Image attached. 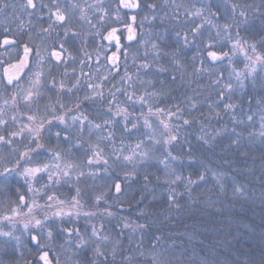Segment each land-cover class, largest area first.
I'll return each mask as SVG.
<instances>
[{"label":"trees","instance_id":"16d2710c","mask_svg":"<svg viewBox=\"0 0 264 264\" xmlns=\"http://www.w3.org/2000/svg\"><path fill=\"white\" fill-rule=\"evenodd\" d=\"M53 1L60 3L38 0L40 25ZM136 1L137 10L129 13L143 4ZM169 1L146 2L160 6L159 16L169 29V45L159 46L154 54L158 59L145 63L142 53L124 61L125 46L135 49L147 37L134 26V40L122 43L120 62L111 69L113 76L120 72L119 77H112L85 107L84 135L69 137L66 151H47L74 161L78 167L69 172L70 179L82 190L76 217L61 215L51 228L60 233L65 220L76 218L86 225L78 227V234L118 236L120 250L114 253L119 260L113 258L114 264H264V0H183L184 5L174 0L166 10ZM3 22L0 13V26ZM4 37L0 33V45ZM208 50L214 52L207 55ZM120 80L131 86L119 98L113 92L121 89ZM141 81L146 82L143 96H149L150 109L163 114L148 118L147 129L116 113L124 108L135 114L133 85ZM107 118L116 125L113 133L128 118L142 134L132 136L136 132L131 129L125 140L112 135L111 143L83 146L88 132L91 136ZM144 134L158 137L160 143L150 147L148 161L141 165L135 157L145 143ZM94 145L112 159L110 175L116 166L124 174L119 181L127 194L123 202H114L115 194L107 202H92L96 192L86 194L88 187L97 192L102 187L99 176L82 177V157L91 158L87 148ZM45 154L39 160L50 153ZM76 171L79 174H73ZM59 180L63 194L68 179ZM69 184L68 194L75 188ZM80 264H86L85 259Z\"/></svg>","mask_w":264,"mask_h":264},{"label":"rangeland","instance_id":"374dc122","mask_svg":"<svg viewBox=\"0 0 264 264\" xmlns=\"http://www.w3.org/2000/svg\"><path fill=\"white\" fill-rule=\"evenodd\" d=\"M42 1L50 2L52 0ZM87 1L89 0H67V3L66 0H60V3L53 1L50 3L51 6L48 8V11L52 13L55 12L58 16L57 20L61 13L66 15L62 24L66 30L63 43L68 48L66 57L68 56L67 61L72 73L79 68L78 64H81L84 58L80 53V49L93 51L95 47H97L99 51V57L101 55V60H99L100 62L95 68L101 67L102 71L100 75L87 77L85 82L79 83L74 77H71L66 81L62 80V83L60 82L58 86L54 81L48 85L50 89L55 92L74 91L85 93V95L81 96L82 101L84 103H91V98L96 96L98 91L102 92L101 88H103L106 83H109L112 77L115 78L120 74V72H118L113 76L115 71H112L107 66L110 58L115 57L117 61L120 62V58L122 57V54L120 57L119 51L113 54L107 52L110 45L105 43L104 38L108 32H112L119 27L117 30L118 34L120 38L123 39V44H125L128 33H132L133 28L140 27L145 34L144 36L147 37L141 39L139 45L135 49H133L132 46H125L126 49L124 51L123 46V51L125 52L123 58L125 59L124 61H128V58L131 56L136 57L139 55L142 57L143 53V58L141 59L146 63L150 60L156 61L158 59V56L154 57V54L160 51V45H169V38L165 37L169 29L167 23L163 21L162 16H159V13L162 12V10L159 9L160 6H155V4L148 5L146 3L147 0H143V4L135 13H129L126 10L127 7L122 9L120 0ZM82 2H87L88 7L86 8ZM184 2L185 1L180 0L178 3L184 5ZM70 3L71 5L68 6ZM74 3L79 4L77 9H71V7L75 5ZM174 3V0L167 2L166 10H169L168 5L172 6ZM81 5H83V7H81ZM92 19H94L95 22H92ZM133 40L134 39H132V41ZM80 45L83 46V48H80ZM210 48H213V46H210ZM211 52L214 51L208 50L207 55ZM69 59L71 61H69ZM39 77L41 78L42 76ZM120 81V84L117 85H119L121 89L116 92L114 90L113 92L119 98L124 95V93L130 92L129 87L131 86L129 82ZM133 87L134 91H137V99L134 103L135 107L132 108L135 114L131 115V112H127L124 108H118L116 113H119L121 118L126 115V117L128 116L132 118V120H135V122H137L136 127L140 128L139 125H142L147 129L148 118H151L153 114L158 117H161L163 114L160 111L151 110L149 96H143L145 94L146 82L141 81L140 84H134ZM86 92H90V95L88 96ZM121 92L123 93L120 94ZM45 95L48 94L46 93ZM99 95L100 93L97 94V96ZM92 99L94 100L95 98ZM125 100L127 102V99ZM72 101L73 100H70L66 104L73 103ZM123 102L124 100L120 101V106L124 105ZM2 108L3 104L1 100L0 264H45L42 260L43 256H47V261H49L50 264H80L84 259L86 264H103L106 262L114 264L112 260L117 259V255L114 252L120 250L117 248L119 240L116 237L118 236L106 235L105 232H99V234L98 231L92 235L89 233L78 234V231L76 232L78 227H84L86 225L79 223L76 218L65 220L64 226L60 228V233L51 228L54 226V223H56V220H61V215L64 217L77 215V213H74L80 209L78 200H80L79 196H81L82 190L77 181L75 182V180L72 181V179H70L72 177L69 172L78 167L75 165L74 161L66 160L65 155V158H63L47 151L57 148L66 151L70 145L68 141L69 137H73V135L77 137H80L81 134L84 135L83 130L86 115L84 116L83 114H85V110L73 111L74 113H71L72 111H68L64 105L62 111L59 113L48 112L44 115L45 112L42 109H37L35 112L38 114L37 121L35 122L37 125H34L32 124L33 117H24L21 116L20 113L13 112L5 115ZM80 116H82L83 120ZM20 119L25 122H21L22 120ZM8 120H11V122H8ZM127 120L128 118L119 123L120 131L117 130V132L113 133L112 128H116V125L114 127L111 126L113 122L111 118L105 119L104 123L102 122L99 128H97L98 130L93 133L95 135L92 134L90 136L91 133L88 132V140L82 145H92V143L95 144V142L99 141L100 143L95 145L100 147L102 141H110L111 143V138L113 136H118L120 138L119 140L123 138L126 139V137L130 136V133L133 132L131 129L134 131L136 129V127L133 128L135 125L133 121ZM18 123H25L26 125H20L22 128L18 129ZM103 128H107L108 130L102 133ZM58 130H61V132H58ZM139 130L140 129H137L135 131L136 133H133L132 136H140L142 133ZM144 135L146 136L145 143H143L139 156L135 157V160H137L139 164L142 163L141 165L148 161L150 147L160 143L157 136L155 139L152 134H150V138L146 134ZM32 138L37 139V143L33 147L26 148L23 146L24 141ZM95 145L87 148V151L91 153V158L89 154H87V159L82 157V163L84 164L81 167L84 170V174H81L82 177L99 176L102 187L98 192L94 187H88L86 194H90L91 190L92 194L96 192L92 197V202H102V200L107 202L106 200L110 198L109 195L111 194H115V196L112 195V200L114 202H123L127 194L121 191L119 181L122 177H120V175L124 174H121V171L117 170L118 167L116 166V173L110 175L109 167L113 168L114 166L112 159L104 157V151L102 149H97ZM30 151L34 153L33 157ZM44 152L52 155L49 154L47 158L39 160L41 157L40 155L45 154ZM77 160L80 161L78 158ZM96 162H98V164ZM73 174L77 175L79 173L76 171L75 173L73 172ZM60 176H64L65 179H68L66 181L64 180L63 194L58 188ZM99 178L92 179L97 183ZM68 183H70V188L75 186L70 194L65 192L68 190ZM65 230L69 231L66 232ZM119 246L123 248L122 245ZM118 260L119 259H117V261ZM128 260L125 259L124 262H129Z\"/></svg>","mask_w":264,"mask_h":264},{"label":"flooded vegetation","instance_id":"af4514ba","mask_svg":"<svg viewBox=\"0 0 264 264\" xmlns=\"http://www.w3.org/2000/svg\"><path fill=\"white\" fill-rule=\"evenodd\" d=\"M121 8L125 7L121 6ZM126 10L130 12L128 8ZM0 13L4 17L0 33L5 35L0 45V101L2 100L3 113L7 115L13 112L20 113L24 117L31 116L34 118L32 124L37 125L35 124L38 118V114L35 113L37 109H42L45 112L44 115L48 112L59 113L64 105L68 111H72L71 113L86 110L88 103H84L81 99L85 93L55 92L48 84L54 81L58 86L62 80L66 81L71 77L78 82L81 80L85 82L87 77L101 73V67L95 68L101 60L97 47L93 51L80 49L85 59L83 58L81 64H78L79 68L72 73L67 61L68 56L66 57L68 48L63 43V37L66 35V30L62 26L66 16L64 13H61L57 20L56 13L49 12V15L42 17H45L47 22L43 19V24L40 25L38 0H3L0 3ZM112 32L117 36L118 43L105 41L111 47L107 49V52L113 54L119 51L120 55L123 51V39L120 38L118 31ZM130 34L132 33H128V37ZM127 38L126 42H128ZM81 47L83 48L80 45ZM118 63L111 65L108 62L107 66L114 69ZM46 93L48 95H45ZM87 95L89 96L90 92ZM70 100H73V103L66 104ZM17 125H19L18 129H21L20 125L26 124L18 123ZM36 143L37 139L32 138L24 141L23 146L33 147ZM48 264H50L49 261Z\"/></svg>","mask_w":264,"mask_h":264},{"label":"water","instance_id":"95a60500","mask_svg":"<svg viewBox=\"0 0 264 264\" xmlns=\"http://www.w3.org/2000/svg\"><path fill=\"white\" fill-rule=\"evenodd\" d=\"M120 5L122 7H127L128 10L131 12L136 11L138 8V4L136 0H121ZM132 39H133V36L132 34H130L129 37L127 38V41L130 42L132 41ZM104 40L108 43H113V44L118 43V38L113 32L107 33ZM215 58L216 56L212 55V59L215 60ZM116 63H117V59L115 57L109 59V64L115 65ZM42 260L45 262V264H48L47 256H43Z\"/></svg>","mask_w":264,"mask_h":264}]
</instances>
